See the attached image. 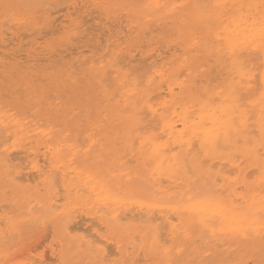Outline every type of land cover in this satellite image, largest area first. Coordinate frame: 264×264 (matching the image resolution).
<instances>
[{"label": "snow or ice", "instance_id": "1", "mask_svg": "<svg viewBox=\"0 0 264 264\" xmlns=\"http://www.w3.org/2000/svg\"><path fill=\"white\" fill-rule=\"evenodd\" d=\"M2 7L7 22L13 20L20 9L35 6L4 3ZM115 7L135 10L138 16H145L148 20L158 18L165 9L172 12L183 10L181 25L189 33L191 44L187 51L191 53H197L202 45H207V37L215 31L217 22L229 13L244 25L246 34L242 47L229 43L214 49L217 64L228 68L223 84L217 85L218 90L205 88L201 91L195 87L199 81L190 79L193 64H186L183 70L174 75L168 69L156 71L155 66L135 75L117 70V77L111 82H106L104 76L97 73L102 94L109 101H116V111L130 125L128 136L131 147L135 150L139 142L144 169L147 171L151 168L152 176H155L156 168L151 166L157 165L162 175L182 177L178 182L182 191L168 199L147 205L137 201L142 208L149 210L160 208L163 212L165 208L171 209L168 224L171 225L169 236L172 243L164 240L160 244L161 229L157 225L152 251L161 253L164 258L145 261V264H197L194 260H182L180 257L191 245L204 238L210 220L207 215L209 207L215 209L212 217L223 219L231 216V225L221 229L219 236L212 229L213 239L232 242V247L228 249L231 258L208 262L201 260L199 264H264V0L248 4L190 0L179 5L148 2ZM33 19L26 16L19 22L31 23ZM188 59L185 55V62ZM101 71L106 70L102 67ZM180 76H185V79L180 82L179 90H174L172 81ZM95 116L106 119L105 108L98 106ZM82 124L80 122L78 126ZM102 125L103 120L93 118L90 110L88 128L93 131L84 141L88 147L82 148L76 143L67 145L69 150H82L86 154L85 166L95 169L97 175L104 173L106 158L102 153H97L93 159L91 153L105 146L94 138L95 129ZM165 137L168 139L165 140ZM11 138L9 133L5 143ZM173 146L179 151L174 150ZM169 152L176 162L165 170L162 165L168 158L165 154ZM257 187L258 194L255 192ZM221 189L229 194L235 191L242 195L239 200H229ZM177 217L180 219L177 220ZM184 217L191 219L185 221ZM5 221L7 228L4 235L7 237L8 229L15 230L18 223L12 217H6ZM58 227L65 231L69 241V255L60 264H129L127 260L108 259L103 247L104 242L110 239L107 232L102 234L99 241L90 240L86 251L82 239L67 232L66 223ZM77 240L81 242L77 244ZM111 240L115 242V236ZM15 252L18 249L5 251L0 257V264H46L42 260L30 259L21 262ZM93 256L96 258L93 259Z\"/></svg>", "mask_w": 264, "mask_h": 264}, {"label": "rangeland", "instance_id": "2", "mask_svg": "<svg viewBox=\"0 0 264 264\" xmlns=\"http://www.w3.org/2000/svg\"><path fill=\"white\" fill-rule=\"evenodd\" d=\"M51 1L54 2L55 0L54 1L53 0L46 1L45 6H44V2L42 1V3H41L40 0H32V1L30 0V2L28 0L29 4H28V2H26V0H22V4H21V1L19 2V0L18 1L17 0H6V1L0 0V22L2 23V24L0 23V56H1L0 62H2V61L4 62V63L2 62V64L4 66H2V64L0 63V80H1L0 83L5 85L4 86V85L0 84V112L3 111L4 113H6L7 116H9V118L12 115L13 118L12 117L10 118L12 123L15 122L14 119H18L19 121L20 120L23 121L26 124L25 126L27 128L21 134L22 138L20 139V142L17 145L16 151L21 154V158L22 157L24 158V157L28 156V154H30V152H28V150L31 151V150H38L39 149V153L40 152L42 153L43 149H44L43 147L45 144H52L53 145L57 140H62L64 143H68V144L72 141V142L82 146V148H87L88 144L84 143L82 140L84 139V141H85L87 136H88L87 134H89L90 131L91 132L93 131L92 129L90 130V128H88V118H89V113L91 110L93 118L103 120V124H104V126L102 125V127L100 129L99 128L95 129L94 138L100 139L101 143L105 146L103 148L98 147V148L94 149L93 152L91 153V157L93 159L97 156V153H102L105 156L106 163L104 165V168H105L104 172H106L107 170H110L111 174L117 175L118 176L117 178L120 180V182L123 184V186L126 188H129V190L131 192H134L140 199H145V200H150V201L151 200L152 201L153 200L154 201L166 200L170 196H172V194H175V193H178L179 191H182V189L180 187H178V186L176 187L172 184H165L162 189H158L157 186H155L153 182L148 181L147 178L145 177L143 169H141L139 166L140 160L138 159L136 161V160H134V158H131V156L127 155V150H126V146H125V136H126L127 124H126V122H121L120 120H118V118L122 115L118 111H116V101H109L102 94L101 85L99 83H97L98 77L95 74H93L94 72H91L88 69H80V70L77 69L78 63H76L75 64L76 66L74 65L73 68H70V67L64 66V64H61L62 61L61 62L58 61V60H61L59 58H62V56H63L64 62H70L71 58H74V59H76V57L78 58L79 57L78 55H81L82 52H83L82 58L86 57L87 59H89L90 57L97 58V57H99V54L103 55L102 53H104L105 56H110V54L112 53L111 50L114 49L113 46L111 48L108 47L110 49V52H108L109 55H107V52L105 54V51L104 52L102 51V50L109 51V50H107L108 48L107 49L105 48L107 46H104V45L108 44V43L107 44L105 43V42H108L106 38H110L111 35H114L116 38V36H118V35L120 36V34H121V36H123V40L121 39L122 38L121 36L119 37L120 38L119 43H122V45L120 46L122 48L121 49L122 51H120V52H123L122 56L120 55V58H121L120 61H122V57L124 56L123 55L124 53L129 56V59H131L130 58L131 55H132V58H134V59L130 60L131 62H129V59L126 58V56H124L123 62H125V63L122 64L123 66L125 65L124 67H126V64L129 62L130 64L128 65V67L133 65V64L136 65V63H138L137 64V68H138L139 64L142 62L144 63L145 60H147L146 61L147 63L146 64L144 63V65L148 66L149 63H151L152 61H155L154 59H157V58L158 59L160 58L161 60L164 59L163 61H168L169 56H171L172 52L174 53V51H176L177 53L178 52L181 53L180 44H179L180 39H178V37H177L178 34H176V33H178L177 32L178 31L177 26L171 21V19H157L156 18L154 20H148L147 17L145 18V16L139 17L135 10L115 7L116 5L140 4V3H144V0H116V1H114V0H82V1L81 0H79V1L78 0H56L60 4L56 3V1L54 3H52ZM86 1L88 3H84ZM48 2H51V4H49ZM78 2H79V4H78ZM4 3L33 5L35 7L29 8V9H20L18 11V14L16 15V17L13 20H8L6 23L5 19H4L3 7H2V5ZM74 3H75V6H74ZM81 3L83 4L82 7L84 10L81 8ZM70 4L71 5L73 4V5L70 6ZM87 5L89 8L87 7ZM89 5L90 6L92 5V7H90ZM98 5H111L113 7H111V8L97 7ZM63 7H65L66 9L64 8L65 9L64 10ZM75 7H77V9L81 8L80 9L81 12L78 11L79 9L77 10L78 11L77 13H76V10L74 12ZM93 7H94V9H93ZM86 8L88 11L86 10ZM53 10L54 11L56 10V12H54ZM70 10H72L73 12L72 11L69 12ZM85 10L88 13L84 12ZM90 10H92L91 13H89ZM49 13H52V14H49ZM80 13H81L82 17L87 16V18L85 17L86 19L84 17H83V19L86 22L89 21V23L88 22L82 23L83 19L82 18H81L82 20L80 19ZM89 14L96 15L95 17H98V18L101 17V18L98 19V18H95L93 16H90ZM68 15H69V17H67ZM26 16L34 17L33 21L31 23L19 22ZM58 16L61 18H59ZM73 16H75V17H73ZM229 16L228 15L225 16L224 20H226V18ZM132 17H136V18L133 19ZM56 18H58V20H56ZM78 18L80 19V21ZM125 18H127L128 20L127 19L125 20ZM65 19H66L67 23H66V21H64ZM90 19H91V21H90ZM101 19H102V21H101ZM54 20H55V23H54ZM61 20H63V21H61ZM57 21H59V22H57ZM108 21H109V23L111 22L112 24L116 23L117 26L120 24L122 26L121 25H120V27L118 26L119 28L117 27L118 29L115 28L113 31V28L116 25L115 24L112 25L111 23L109 24V23H107ZM3 22L6 23L7 25H5ZM90 22L93 24H91ZM59 23H61V24H59ZM74 23H75V26H72V28H70L72 31L69 28H67V27H69L68 25L71 26ZM76 23H78L77 24L78 26L76 25ZM84 23L87 25L86 28L83 27V25L85 26ZM55 24H58V26L56 27ZM88 24L91 27H88L89 26ZM97 24H99V25H97ZM137 24L140 25L141 27L137 26ZM146 24L148 27L146 26ZM9 25H11V26H9ZM92 25H95V26H93L94 28H96L98 26L97 27V29H98L97 35H95L96 29H92L93 28ZM109 25H111V26H109ZM65 26H66V28H65ZM79 26L80 27L82 26L80 28L81 31L79 30ZM106 26L108 27V29ZM123 26L127 27V29L130 28L131 29V32L129 31L131 33L130 35L131 36L134 35V36L131 37L129 35L128 30L126 31V28ZM151 27H153L154 33H151V32H153ZM154 27H155V29H154ZM13 28L15 29V31H16V29H19V30L21 29V30L20 31L17 30V32H15ZM59 28H60V32H59ZM76 28H78L79 31ZM109 29H112V31ZM148 29H149V31H148ZM29 30L32 33L28 32ZM46 30L47 31L50 30L49 35H45V34L49 33V32L47 33ZM54 30H55V32L58 30L59 34H57L58 32L54 33ZM87 30H89V31H87ZM100 30L101 31L103 30V32H101ZM104 30H106V32ZM132 30L135 32H132ZM150 30H152V31H150ZM169 30L172 32L169 33ZM34 31H35V33H34ZM42 31H43V33H42ZM84 31H86V32L84 33ZM117 31L118 32L122 31V32L116 33ZM2 32L4 34H1ZM18 32L19 33L24 32L23 34L20 33V35H22V37H19ZM87 32H90V33L86 34ZM93 32H94V34H93ZM99 33L101 35H99ZM160 33H161V35H160ZM14 34L18 35L17 37L21 38L20 46L17 42L14 41V39L16 38V37H14L15 36ZM25 34H27L29 36L26 35L27 36L26 37ZM43 34L45 36H43ZM83 34H86L88 36H86V35L83 36ZM35 35H37V36H35ZM90 35H94V37H92V39L95 38L97 40H98V36H99V42L97 40L95 41L99 44L103 40H105V42L103 41L104 44L101 43V44H103V46L95 43L94 39L93 40L91 39L92 41L89 40V42L91 41L90 43L88 42V40L86 41L85 39H89ZM135 35H137V36H135ZM12 36L14 39L12 38ZM39 36H40V39L42 38L41 40L38 38ZM64 36L66 38H63ZM81 36L85 37V39H83V40L86 42H81V41H83V40H81L82 39ZM100 36H103V39H100L101 38ZM125 36L128 38H126ZM139 36H140V39L138 38ZM165 36H167L168 39ZM33 38L35 40H33ZM72 38L73 39L75 38L74 39L75 41ZM125 38H126V40H125ZM133 38H136V40H134ZM165 38L167 40H165ZM170 38H172V40ZM78 39H79V41H77ZM113 39L114 38H111V40H113ZM128 39H129V41L127 42ZM145 39H147V40H145ZM7 40L9 42V43L7 42L9 47H7V45H6ZM11 40L13 41V43L18 44V45L15 46L11 42ZM15 40L17 41V39H15ZM55 40L57 42H55ZM22 41H24V42H22ZM73 41L74 42L77 41L79 44L76 42L77 43V44L75 43L76 46L72 47V45H74ZM2 42L5 45L2 44ZM10 42H11V44H10ZM26 42L27 43L32 42V43L31 44L28 43V45H29V47H28L25 45V44H27ZM37 42L39 44L41 43L43 45V46H41L43 51L41 49H39L40 46L36 47ZM44 42L45 43L47 42V46ZM62 42H64V47H63ZM60 43H62V45ZM68 43L71 45H69ZM86 43L90 44V45L86 46L87 45ZM132 43H134V44H132ZM142 43L144 44V46H142L143 45ZM21 44H23V45H21ZM66 44L69 47L71 46L72 50H71V47L67 48ZM91 44H96V46L98 45L97 47H95V51L97 50V52H93L94 51L93 46H95V45H91ZM160 44L161 45L163 44V47ZM173 44H175L177 46H175ZM2 45H4L6 50L5 49L3 50L4 47H2ZM159 45H160V49L162 51L160 49L156 50V47L159 48ZM21 46H22V50H24L26 47H28L27 48L28 51L26 49H25L26 51L24 50V52L20 51ZM45 46L47 47L46 49H48V48L50 49V50L49 49L46 50L47 53L49 51H52L51 53L53 54V52H54L55 54H53V56H52L49 52L48 55L49 54L50 55L48 56L44 50ZM140 46H142V47H140ZM35 47L37 48L36 50H35ZM176 47L179 49H177ZM8 48H10V49H8ZM154 48H155V50H154ZM170 48H172V49H170ZM59 49H60V51H59ZM62 49L66 53H68V55H66ZM73 49L75 51H73ZM82 49H85V50H82ZM87 49H90V51ZM139 49L142 53L141 55L138 54L140 52V51L138 52ZM14 50L17 53V56L19 55L17 58V61L16 60L12 61L11 59H9L10 57L9 56L6 57V55L4 53V52H7L6 54L9 55L12 52L15 53ZM17 50L20 52H18ZM76 50L80 51V53H78V55H77V53H73V52H76ZM165 50L167 52H165ZM69 51H71V52L69 53ZM85 51H86V53H85ZM158 51L161 52V53L159 52V55H160L159 57H157ZM91 52H93L95 54L93 55V53H91ZM120 52H119V54H121ZM134 52L137 53L138 55L135 54ZM153 52H154V54L156 52L155 56H154ZM1 53H4V54H1ZM21 53L22 54L25 53L24 55L26 57L24 55H22ZM30 53H31V56L29 57ZM41 53H43V54H41ZM133 54H135V56L138 57L140 60L138 58L136 60V57ZM43 55H44V57H42ZM54 55L55 56L59 55V56L57 58ZM22 56H24V57H22ZM38 56L42 57V60L36 61V59H39ZM142 56H144V57H142ZM146 56H148V57L145 58ZM150 56H153L156 58L153 59V57H150ZM165 56H167V57H165ZM21 57L24 58V61H23V59H21ZM26 58H27V61H25ZM44 58L47 61H44L43 60ZM126 59H128V60H126ZM214 59L215 58H212L210 60V63H212V65L210 63L207 64V66L205 67L206 68L205 70H206V74H208L209 77H211L212 79H216V78L219 79L220 75H219L218 65L216 66ZM10 60H11V62H10ZM29 60H30V62H29ZM54 60H55V62L57 61L56 62L57 64L59 62L58 66L54 62ZM133 61H135V62H133ZM139 61H142V62L139 63ZM148 61H151V62H148ZM160 61L157 60V65L161 64L162 61L161 62ZM12 63H15V64H12ZM213 63H215V64H213ZM5 64L6 65L9 64V66H5ZM38 64H40L39 65L40 67L38 66ZM25 65H26V68L24 67ZM50 65H51V67L49 68ZM213 65H214V67L211 68V66H213ZM28 66L29 67L31 66L30 68H32L30 70V71H32L31 73H30V71H28L30 69ZM47 66H48V68H47ZM53 66H55V67H53ZM35 67L38 70H36ZM128 67H126V68H128ZM133 67L135 68V66H133ZM143 68H144V66H143ZM13 69H16V70H13ZM34 69L37 71V73L33 72ZM54 69H56V70H54ZM39 70H41V71H39ZM212 70H213V72H212ZM25 71H26V73H25ZM43 71H45V72L43 73ZM70 71H73V73ZM15 72L18 73V75L15 74ZM71 73H72V75H71ZM19 74L21 77L19 76ZM17 76H19L20 79H18ZM66 76H68V78H70V79H67ZM2 77H3V79H2ZM36 77H37V80L34 81L33 78L36 79ZM39 77L41 78V80L38 79ZM42 78H44V79H42ZM25 80L29 81V83L27 82L28 83L27 84ZM61 80L63 81L62 83H61ZM7 81H9V82H7ZM45 82L46 83L51 82V83L45 84ZM6 83H8L7 84L8 87L6 86ZM39 83H40V85H38ZM35 84H37L36 87H34ZM55 84H58L59 86L58 85L54 86ZM62 84L65 85V87H63ZM49 85H51L52 88ZM2 86H4V87H2ZM57 86L60 89H57L58 88ZM9 87H11L12 90H13V88L16 89V87H17V90L19 89L20 92L17 90L16 91L14 90V92H13ZM25 87L28 89H25ZM65 88L68 91L65 90ZM61 89H62V91H61ZM60 91H61V94H60ZM86 91H87V93H85ZM10 92L13 93L12 95H13V97L15 96L14 98L12 97ZM15 92H18L19 94L18 93L16 94ZM44 92L48 93L50 95V97L48 96V94H46ZM6 94H10V95L7 96ZM22 95H24V97H27V98L22 97V99L27 101V102H25L23 100L24 103L26 104V105L24 104L25 106L23 105V101H21ZM28 97L30 98L29 100H27ZM19 98H20V101L18 100ZM64 98H66V99H64ZM29 103L31 104L30 106L28 105ZM46 104L48 106H46ZM92 104L93 105L95 104V106H93ZM97 105L99 107L105 108V110H106L105 111L106 112L105 113V115H106L105 120L103 117H102L103 118L102 119L101 117L95 116V110L98 107ZM93 107H95V108H93ZM38 108H40V109H38ZM55 112L58 114H56ZM112 115H114V116H112ZM111 117H112V120H110ZM80 122H83L82 126H78V125H80ZM35 128H38V130H42V129H46L47 131L51 130V132H52V134H48V135L42 137L41 143L42 144H43V142L45 143L43 146H42V144H38L35 142L37 140V138L39 137V135H34L33 129H35ZM31 129H32V131H31ZM82 129H89V131L88 132L83 131ZM13 130H14V128L10 129V132H12ZM28 130H30V131H28ZM104 133H105V135H104ZM30 134H33L32 137L29 136ZM95 136H97V137H95ZM11 137H12L11 140H8L9 143H11L12 141H14L16 139L15 134H12ZM65 137H67V138L65 139ZM79 139H82V140H79ZM30 140H31V142L32 141H34V142L31 143ZM27 141H29V143ZM25 142H27V143H25ZM90 142L91 141H89V143ZM116 142H118V143H116ZM29 144H30V146H29ZM27 146H29V147H27ZM41 146H42V148L40 149L39 147H41ZM17 152H14V153L19 155ZM65 152H70V151L65 150ZM32 157H33V155L31 156V158ZM85 157H86V154H84V152L81 151L79 153L78 157L74 158V160H73L74 165H84ZM179 178H182V177H179ZM17 183L18 184L8 181V179L4 175L1 174V170H0V204H1L0 205V218L3 216L12 217L18 223V228H16L15 230L8 229L7 237H5V235H4V231L7 228V223H6L5 219L2 220L3 223L2 222L0 223V257H2L3 254L5 253V251L9 250V248H13V249H18V252H15V255L17 256V259L21 262L30 259V260H34V261L35 260L36 261L42 260V261L46 262V264H60L61 260L69 255V252H68L69 241L66 238L65 231L62 228L58 227V225H64L65 221L71 220L69 225L72 226L73 221H75L74 225H76V227L73 225L74 227L69 228V229H72L73 232H72V230L69 231V229L67 228V232H69V233L72 232L71 234L73 237H77V236L79 237V235H83V233H86V231L83 232L81 230L86 229L85 227H87L89 225H90V227H87V228H90L91 231L89 229H87V231L89 230L92 233L94 232V230L98 231L99 234H103L104 232H107V234L110 236V239L108 241V245L112 244L111 249H110V246H109V248L106 249V250L109 249L107 251V252H109V253H107L108 254L107 256H108V259H110V260L120 259V260H127L129 262V264H145V261H159V260L164 258L161 253L153 252L152 251L153 248L150 249V246L148 245L147 240L144 237L137 236L138 232L141 230L140 227H138V228L132 227L131 229H129V226L127 225L128 228L126 227V229L127 230L129 229L128 231L125 228L122 230H117V231L114 230L112 228V225H110L111 220L107 219L108 215L102 214L103 211L97 210V209H99L98 205H95V206H93L92 204H78L77 206L74 205L71 207L70 214L67 217H65L64 215H60L59 213H60L61 208H63V206H65V204L68 202V196L73 195L75 190H72L69 194V192L62 189V187H61V189L59 188L58 194L61 191L62 192H61V195H58V197L60 198V196H61L63 199H61V198L59 199L60 200L58 202L59 207L56 208V207H50L51 201L48 200V197H46L45 191L43 189H41L39 192L27 191V189L25 190V189H23L24 187L23 188L21 187L22 184L24 185L25 183H22L21 185L19 182H17ZM34 186L35 185L32 184L31 187H34ZM10 189H12V190H10ZM82 190H83V192L82 193L80 192L81 195H85L88 193L86 190H84V189H82ZM3 192H5L6 194H4ZM25 197H27V198H25ZM31 200H33L35 202L41 200L43 202L39 205H34L33 203H31ZM28 201H30V203L34 205V206L32 205L31 213L29 212L31 205H30V203H28ZM134 206L135 205H131L130 207L134 208ZM136 210L137 209H135V211ZM32 213H35V215L37 217L31 218ZM154 214L157 215L158 211L155 210ZM78 220H79V223H78ZM80 222L82 224H80ZM159 222H161V220ZM127 223L128 222H126L125 225ZM105 224L108 225V227H106ZM79 225H82V227ZM134 226H138V225H134ZM163 227H164V229H162L161 231L164 233V232H166L165 231L166 228L164 225H163ZM79 228L80 229L82 228V229L79 231ZM215 231H216L217 235L219 236L220 232L218 230H215ZM112 236H115V242H112V240H111ZM197 236H199V232H197ZM138 237H140V238H138ZM165 237H166L165 235H163L161 237L162 243L160 242V244H163L164 240H166V239L168 240L169 244H171L172 243L171 239L167 238V237L165 239ZM53 243H54V245H52ZM56 243H58L59 245H57ZM76 243L79 244L80 240H77ZM6 244H7V247H6ZM45 246H47V247H45ZM38 247H40V248H38ZM231 247H232L231 241L224 243V242H222V240L213 239L212 238V228L208 227L205 230L204 238L199 240L198 243L191 245L183 253V255L180 257V259H182V260L191 259V260L196 261L197 264H199V262L201 260L208 262V261H213V260L228 259V258H231L229 255V252H228V249ZM47 248H49V249L46 250ZM83 248L87 251L88 250V244H83ZM44 249L46 250V253H48V255H46V257L50 258V259L44 258V255H45ZM34 250H35V252H34ZM56 251L58 253L61 251L62 254L60 257H55V260H54L53 257L55 255L52 253L53 252L56 253ZM114 251L116 253H114ZM52 258H53V261H49V260H52ZM56 258H58V259H56ZM92 258L95 259L96 257L93 256Z\"/></svg>", "mask_w": 264, "mask_h": 264}, {"label": "bare ground", "instance_id": "3", "mask_svg": "<svg viewBox=\"0 0 264 264\" xmlns=\"http://www.w3.org/2000/svg\"><path fill=\"white\" fill-rule=\"evenodd\" d=\"M6 1V0H5ZM18 1V0H17ZM21 1V4H22V0H19V2ZM32 1V0H31ZM41 1V3H42V1L44 2V6H45V2L46 1H48V0H40ZM54 1V0H53ZM56 1V0H55ZM54 1V2H55ZM79 1V0H78ZM82 1V0H81ZM114 1H116V0H114ZM26 2H28V0H26ZM29 2H30V0H29ZM29 2H28V4H29ZM52 2V1H51ZM51 2H48L49 4H51ZM54 2H52V3H54ZM148 2H153V3H155V2H159V3H161V4H167V5H172V4H177V5H179V4H183V3H188V2H190V0H144V3H148ZM203 2H216V0H203ZM222 2H225V3H228V4H241V3H243V4H248V3H259V0H222ZM37 3V2H36ZM47 3V4H48ZM56 3H58L57 1H56ZM62 3V2H61ZM64 3V2H63ZM84 3H88L87 1L86 2H84ZM58 4H60V3H58ZM78 4H79V2H78ZM55 5V4H54ZM73 5V4H72ZM71 4H70V6H72ZM82 3H81V8L83 9V7H82ZM37 6V5H36ZM69 6V7H70ZM74 6H75V3H74ZM73 6V7H74ZM78 6V5H77ZM90 6V5H89ZM55 7V6H54ZM53 7V8H54ZM79 7V6H78ZM87 7H88V5H87ZM90 7H92V5L90 6ZM34 8V7H33ZM65 7H63V9H64ZM80 8V9H81ZM89 8V7H88ZM36 9V8H35ZM49 9V8H48ZM66 9V8H65ZM64 9V10H65ZM79 9V8H78ZM77 9V7H75L74 8V12H75V10H76V13L78 12V11H80V9L78 10ZM91 9V8H90ZM93 9H94V7H93ZM50 10V9H49ZM78 10V11H77ZM84 10V9H83ZM86 10H87V8H86ZM86 10L84 11V12H86ZM54 11V10H53ZM60 11V10H59ZM58 11V12H59ZM72 10H70L69 12H71ZM88 11V10H87ZM91 11L92 10H90V12L89 13H91ZM94 11V10H93ZM182 11L183 10H177V11H175V12H172V11H169L168 9H165V10H163L159 15H158V18L157 19H171V21L177 26V29H178V33H176V34H178V39H180V51H181V53H177L176 51H174V53L172 52L171 53V56H169V60L168 61H163L164 59H154V58H156V57H153V56H150V57H153V59L155 60V61H148V62H151V63H149L148 64V66L147 65H144V63L146 64L147 62V60H143L144 61V63L142 62V61H139V63L140 62H142V63H140L139 64V67L137 68V64L138 63H136V65H134L133 63V65H131V66H129L128 67V65L130 64L129 62H131L130 60L131 59H134V58H132V55H131V59H129V56L128 55H126L125 53L123 54L124 56H126V58H128L129 59V62L126 64V67H128V68H126V67H124L122 64L123 63H125V62H123V58H124V56L122 57V61H120L121 60V58H120V55L122 56V53L123 52H120V51H122L121 49V45H122V43H119V40H120V36H121V34H120V36L118 35V36H116V38H115V36L114 35H111V37L110 38H106L107 39V41L108 42H105V40H103L107 45H104V46H107V47H105L106 49L109 47V48H111L112 46L114 47V49H112L111 50V54H110V56H105L104 55V53H102L103 55H100L99 54V57H97V58H95V57H90L89 59H87L86 57L84 58H82V53H81V55H78V53H80V51H78V50H76V52H73V53H77V55L79 56L78 58L76 57V59H74V58H71V61L70 62H64L63 60H64V57L62 56V58H59V59H61V60H58V61H62L61 62V64H64V66H67V67H70V68H73V66L76 64V63H78V65H77V69H88L89 71H91V72H94L93 74H95L96 76H97V73L98 72H100V74L101 75H103L104 76V80L106 81V82H111V81H114L115 79H116V77H117V70H121V71H127V72H131V73H133L134 75L135 74H139V73H143V72H145V71H147L149 68H151V67H153V66H155V70L156 71H160V70H162V69H168V71H169V73L170 74H175V73H178V72H180L181 70H183V68L186 66V64H193V67H192V70H191V76H190V79L191 80H193V81H199V83H197V84H195V87L196 88H198V89H200L201 91H203L205 88H208V89H210V90H218V88H217V85H222L223 84V82H224V80H225V78L227 77V75H228V68L226 67V66H224L223 64H217V62H216V59H214V61H215V63H216V66L218 65V70H219V75H220V77H219V79L218 78H216V79H212L211 77H209V75L208 74H206V66H207V64H209L210 63V60L212 59V58H215L214 57V55H213V51H214V49H216V48H219V47H221V45H224V44H232V45H235V46H237V47H242L243 46V44L246 42V34H245V31H244V25H242V24H240L239 23V20L237 19V18H234L230 13L229 14H227L229 17H227L226 18V20H224L225 19V16H227V15H225V16H223L222 18H221V20L220 21H218L217 22V25H216V29H215V31L212 33V35L211 36H209V37H207V45L206 46H204V45H202L201 46V48H200V50H199V52H197V53H191L190 51H187V49L190 47V44H191V41H190V39H189V33L186 31V30H184L183 28H182V25H181V19H182ZM54 12H56V10L54 11ZM73 12V11H72ZM81 12V11H80ZM83 12V11H82ZM96 12V11H95ZM86 13H88V12H86ZM85 13V14H86ZM49 14H52V13H49ZM66 14V13H65ZM64 14V15H65ZM71 14V13H70ZM69 14V15H70ZM74 14V13H73ZM84 14V15H85ZM101 14V13H100ZM62 15V14H61ZM63 15V16H64ZM69 15L67 16V17H69ZM87 15V14H86ZM90 16H93V17H95L96 15H91V14H89ZM103 15V14H102ZM239 15V13H237V16ZM66 16V15H65ZM59 17V16H58ZM71 17V16H70ZM73 17H75V16H73ZM84 17V16H83ZM83 17H82V15H81V13H80V19L82 18L83 19ZM86 18H87V16H85ZM84 17V18H85ZM139 17H141V16H139ZM59 18H61V17H59ZM85 18V19H86ZM90 18V17H89ZM88 18V19H89ZM95 18H98V17H95ZM101 18V17H100ZM100 18H98V19H100ZM119 18V17H118ZM146 18V17H145ZM70 19V18H69ZM79 19V18H78ZM80 19H79V21H80ZM81 19V20H82ZM127 18H125V20H126ZM56 20H58V18H56ZM93 20V19H92ZM117 20V19H116ZM128 20V19H127ZM61 21H63V20H61ZM60 21V22H61ZM64 21H66V19L64 20ZM90 21H91V19H90ZM100 21V20H99ZM98 21V22H99ZM101 21H102V19H101ZM107 21V20H106ZM113 21V20H112ZM162 21V20H161ZM57 22H59V21H57ZM83 22H86V21H84V19H83V21H82V23ZM88 23H89V21H87ZM86 22V23H87ZM116 22V21H115ZM1 23V22H0ZM4 23V22H3ZM7 23V22H6ZM6 23H4L5 25H7ZM54 23H55V20H54ZM66 23H67V21H66ZM91 23V22H90ZM107 23H109V21L107 22ZM111 23V22H110ZM109 23V24H110ZM2 24V23H1ZM59 24H61V23H59ZM78 23H76V25H77ZM85 24V23H84ZM91 24H93V23H91ZM112 24V23H111ZM116 25V23H113L112 25ZM119 24V23H118ZM128 24V23H127ZM13 25V24H12ZM56 25V27L58 26V24H55ZM64 25V24H63ZM66 25V24H65ZM89 25V24H88ZM97 25H99V24H97ZM121 25V24H120ZM120 25H118L119 27H120ZM125 25V24H124ZM130 25V24H129ZM135 25V24H134ZM9 26H11V25H9ZM69 27H67V28H72V26H75V23L73 24V25H68ZM78 26V25H77ZM93 26H95V25H92V27ZM109 26H111V25H109ZM117 25L113 28V31H114V29L115 28H117L118 27ZM122 26V25H121ZM132 26V25H131ZM137 26H139V27H141L140 25H138L137 24ZM136 26V27H137ZM146 26H147V24H146ZM82 27V26H81ZM80 26H79V30L81 31V28ZM83 27H87V25L85 24V26L83 25ZM88 27H91L90 25L88 26ZM98 27V26H97ZM97 27L96 28H92V29H96V33H95V35H97V31H98V29H97ZM107 27V26H106ZM118 27V28H119ZM123 27H125V26H123ZM122 27V28H123ZM148 27V26H147ZM156 27V26H155ZM155 27H154V29H155ZM165 27V26H164ZM42 28V27H41ZM62 28V27H61ZM65 28H66V26H65ZM74 28V27H73ZM84 28V29H85ZM110 28V27H109ZM117 28V29H118ZM126 28V31L128 30V32L130 31L131 32V29L129 28V29H127V27H125ZM135 28V27H134ZM150 28V27H149ZM14 29V28H13ZM43 29V28H42ZM56 29V28H55ZM68 29V30H69ZM77 30H78V28H76ZM102 29V28H101ZM107 29H108V27H107ZM116 29V30H117ZM121 29V28H120ZM151 29L153 30V27H151ZM6 30V29H5ZM17 30L18 31H20L19 29H16V31H15V29H14V31L15 32H17ZM71 30V29H70ZM78 30V31H79ZM109 30H111L112 31V29H109ZM115 30V31H116ZM124 30V29H123ZM152 30H150V31H152ZM72 31V30H71ZM75 31V30H74ZM87 31H89V30H87ZM101 31V30H100ZM99 31V32H100ZM105 32H106V30H104ZM125 31V32H126ZM148 31H149V29H148ZM157 31V30H156ZM28 32H30V30L28 31ZM27 32V33H28ZM46 32L48 33V34H45V35H49L50 34V30L49 31H47L46 30ZM56 32H58V30L56 31ZM55 32V30H54V33H56ZM59 32H60V28H59ZM59 32L57 33V34H59ZM86 31H84V33H85ZM101 32H103V30L101 31ZM108 32V31H107ZM119 32H122V31H119ZM118 31L116 32V33H119ZM124 32V33H125ZM129 32V35L131 34ZM132 32H135V31H133L132 30ZM145 32V31H144ZM172 31H170L169 30V33H171ZM19 33V32H18ZM20 33H22V32H20ZM20 33L18 34L19 35V37H22V35H20ZM24 33V32H23ZM22 33V34H23ZM26 33V32H25ZM30 33H32V32H30ZM34 33H35V31H34ZM42 33H43V31H42ZM53 33V34H54ZM62 33V32H61ZM60 33V34H61ZM76 33V32H75ZM90 32H87L86 34H89ZM151 33H154V30H153V32H151ZM174 33V32H173ZM1 34H4L3 32L1 33ZM7 34V33H6ZM13 34V33H12ZM29 34V33H28ZM43 34V36H45ZM52 34V33H51ZM69 34V33H68ZM71 34V33H70ZM86 34H83V36L84 35H86ZM93 34H94V32H93ZM103 34V33H102ZM149 34V33H148ZM163 34V33H162ZM217 34H219V37H220V39L219 40H217ZM15 36L14 37H16L15 39H17V41L13 38V36H12V38L14 39V41L15 42H17L18 44H19V46H20V42H21V38H19V37H17L18 35H16V34H14ZM27 34H25V36H26ZM99 35H101L100 33H99ZM116 35V34H115ZM160 35H161V33H160ZM164 35V34H163ZM170 35V34H169ZM174 35V34H173ZM27 36H29V35H27ZM26 36V37H27ZM35 36H37V35H35ZM61 36V35H60ZM83 36H81L82 37V39L81 40H83V39H85V37H83ZM86 36H88V35H86ZM113 36V37H112ZM131 36V35H130ZM132 36H134V35H132ZM131 36V37H132ZM135 36H137V35H135ZM171 36V35H170ZM176 36V35H175ZM5 37V36H4ZM25 37V38H26ZM42 37V36H41ZM92 37H94V35H90V38L89 39H85L86 41L88 40V42H89V40H91L92 39ZM96 37V36H95ZM101 38L100 39H103V36H100ZM106 37V36H105ZM122 38V40H123V36H121ZM126 37V36H125ZM166 38H167V36H165ZM6 38V37H5ZM4 38V39H5ZM20 40H19V39ZM39 39H40V36L38 37ZM57 38V37H56ZM55 38V39H56ZM63 38H66L65 36L63 37ZM76 38V37H75ZM74 38V39H75ZM79 38V37H78ZM87 38V37H86ZM111 38H114L113 40H111ZM126 38H128V37H126ZM126 38H125V40H126ZM139 39H140V36L138 37ZM144 38V37H143ZM165 38V40H167ZM7 39V38H6ZM12 39V40H13ZM38 39V40H39ZM42 39V38H41ZM40 39V40H41ZM48 39V38H47ZM73 39V38H72ZM73 39V40H74ZM77 39V38H76ZM94 39V42L97 40V39H95V38H93ZM92 39V40H93ZM134 40H136V38H133ZM142 39V38H141ZM171 40H172V38H170ZM11 40V42L13 43V41ZM23 40V39H22ZM33 40H35L34 38H33ZM45 40V39H44ZM80 40V41H81ZM91 40V41H92ZM138 40V39H137ZM144 40V39H143ZM145 40H147V39H145ZM10 41V40H9ZM75 41V40H74ZM73 41V42H74ZM77 41H79V39L77 40ZM76 41V42H77ZM86 41H81V42H86ZM90 41V42H91ZM98 42H99V36H98V40H97ZM103 41L101 42V43H103ZM129 41V39L127 40V42ZM161 41V40H160ZM176 41V40H175ZM4 42V41H3ZM2 42V44H4ZM8 42V40L6 41V43ZM11 42H10V44H11ZM22 42H24V41H22ZM41 42V41H40ZM54 42V41H53ZM55 42H57L56 40H55ZM76 42H74V45H72V47L74 46H76L75 45V43ZM89 42V43H90ZM126 42V43H127ZM150 42V41H149ZM154 42V41H153ZM170 42V41H169ZM9 43V42H8ZM8 43L6 44L7 45V47H9L8 46ZM27 43V42H26ZM28 43H32V42H28ZM28 43L27 44H25L26 46H28L29 47V45H28ZM45 43V42H44ZM63 43V47H64V42H62ZM62 43H60L61 45H62ZM66 43V42H65ZM78 43V42H77ZM76 43V44H77ZM95 43H97V42H95ZM99 44V43H97L98 45H102L103 46V44ZM144 43V42H143ZM142 43V44H143ZM171 43V42H170ZM9 44V45H10ZM15 46H17L18 44H15V43H13ZM39 43L37 42V45H36V47H38V46H40L39 47V49H41L42 51H43V49L41 48V46H43L41 43V45L39 44ZM46 44V46H47V42L45 43ZM44 44V45H45ZM69 44V43H68ZM79 44V43H78ZM82 44V43H81ZM87 44V43H86ZM85 44V45H86ZM132 44H134V43H132ZM141 44V45H142ZM149 44V43H148ZM5 45V44H4ZM4 45H2V47H4ZM21 45H23V44H21ZM67 45V44H66ZM69 45H71V44H69ZM83 45V44H82ZM88 45H90V44H87L86 46H88ZM91 45H95V46H93L94 47V51L93 52H97V50L95 51V47H97L96 46V44H91ZM140 45V44H139ZM161 45V44H160ZM160 45H159V48H157L156 47V50L157 49H160ZM166 45V44H165ZM171 45V44H170ZM173 45H175V44H173ZM172 45V46H173ZM14 46V47H15ZM45 46V48H44V50H45V52L47 53V51L46 50H48V49H46L47 47ZM142 46H144V44L142 45ZM142 46H140V47H142ZM147 46V45H146ZM154 46V45H153ZM158 46V45H157ZM162 47H163V44L161 45ZM175 46H177V45H175ZM179 46V45H178ZM11 47V46H10ZM13 47V46H12ZM28 47H26L25 49L27 50V48ZM35 47V50L37 49ZM71 47V46H70ZM68 45H67V48H70ZM72 47H71V50H72ZM79 47V46H78ZM92 47V46H91ZM161 47V48H162ZM170 47V46H169ZM16 48V47H15ZM34 48V47H33ZM59 48V47H58ZM85 48V47H84ZM107 49V50H109V51H106V50H102L103 52L105 51V54H106V52H107V55H109L108 54V52H110V49ZM128 48V47H127ZM137 48V47H136ZM135 48V49H136ZM167 48V47H166ZM177 48V47H176ZM5 49V47L3 48V50ZM8 49H10V48H8ZM14 49V48H13ZM18 49V48H17ZM24 49V48H23ZM24 49V50H25ZM38 49V50H39ZM57 49V48H56ZM76 49V48H75ZM97 49V48H96ZM170 49H172V48H170ZM177 49H179V48H177ZM6 50V49H5ZM24 50H22V46H21V48H20V51H23L24 52ZM25 50V51H26ZM34 50V49H33ZM50 50V49H49ZM63 50V49H62ZM70 50V49H69ZM82 50H85V49H82ZM87 50H89L90 51V49H87ZM86 50V51H87ZM131 50V49H130ZM142 50V49H141ZM144 50V49H143ZM152 50V49H151ZM154 50H155V48H154ZM161 50V49H160ZM167 50V49H166ZM165 50V52H167ZM18 51V50H17ZM20 51H18V52H20ZM28 51V50H27ZM58 51V50H57ZM59 51H60V49H59ZM73 51H75L74 49H73ZM78 51V52H77ZM86 51H85V53H86ZM88 51V52H89ZM133 51V50H132ZM140 51V49L138 50V52ZM162 51V50H161ZM164 51V50H163ZM173 51V50H172ZM2 52V51H1ZM14 52H15V50H14ZM41 52V51H40ZM50 52V54L53 56V54H55L54 52H53V54L51 53L52 51H49ZM48 52V53H49ZM56 52V51H55ZM63 52H65L64 50H63ZM71 51H69V53H70ZM87 52V53H88ZM93 52H91V53H93ZM119 52L121 53V54H119ZM159 52L160 51H158L157 53H158V56L157 57H159L160 55H159ZM169 52V51H168ZM5 53V55H6V57L7 56H9L10 58L9 59H11L12 61L14 60H16L17 61V58H18V56H17V53L15 54V53H11V54H9V55H7L6 53L7 52H4ZM4 53H1V54H4ZM10 53V52H9ZM26 53V52H25ZM24 53V54H25ZM37 53V52H36ZM45 53V54H46ZM48 53H47V55H48ZM62 53V52H61ZM99 53V52H98ZM135 53V52H134ZM152 53V52H151ZM161 53V52H160ZM164 53V52H163ZM22 54V53H21ZM24 54H22V55H24ZM41 54H43V53H41ZM40 54V55H41ZM49 54V55H50ZM63 54V53H62ZM65 54L66 55H68V53H66L65 52ZM95 53H93V55H94ZM135 54H137V53H135ZM135 54H133L134 56H135ZM139 55H141L142 53H141V51L138 53ZM137 54V55H138ZM153 54H154V52H153ZM155 54H156V52H155ZM155 54H154V56H155ZM168 54V53H167ZM27 55V54H26ZM48 55V56H49ZM60 55V54H59ZM59 55H54L55 57H57L58 58V56ZM76 55V56H77ZM147 55V54H146ZM152 55V54H151ZM185 55H187L188 57H189V59H188V61L187 62H185V60H184V57H185ZM4 56V55H3ZM25 56V55H24ZM24 56H22V57H24ZM31 56V53H30V55H29V57ZM133 56V57H134ZM145 56V55H144ZM144 56H142V57H144ZM21 57V59H23V61H24V58H22ZM26 57V56H25ZM42 57H44V55L42 56ZM42 57H39L38 56V58L39 59H36V61H40V60H42ZM66 57V56H65ZM136 57V56H135ZM140 57V56H139ZM148 56H146L145 58H147ZM165 57H167V56H165ZM0 58H1V56H0ZM32 58V57H31ZM46 58V57H45ZM45 58L43 59L44 61H47V60H45ZM137 58L138 57H136V60H137ZM141 58V57H140ZM144 58V59H145ZM164 58V57H163ZM34 59V58H33ZM48 59V58H47ZM128 59H126V60H128ZM139 59V58H138ZM193 59H195V63H193ZM11 60H10V62H11ZM52 60V59H51ZM135 60V61H136ZM140 60V59H139ZM142 60V59H141ZM157 60L158 61H160L161 62V64H159V65H157ZM2 61V60H1ZM25 61H27V58L25 59ZM112 61H117V63H115V64H112L111 62ZM135 61H133V62H135ZM3 62V61H2ZM2 62H0L1 64H2ZM9 62V63H10ZM29 62H30V60H29ZM54 62H55V60H54ZM57 62V61H56ZM55 62V63H56ZM212 62V61H211ZM4 63V62H3ZM6 63V62H5ZM8 63V62H7ZM21 63V62H20ZM215 63H213V64H215ZM12 64H15V63H12ZM11 64V65H12ZM22 64V63H21ZM57 64V63H56ZM58 64H59V62H58ZM58 64H57V66H58ZM211 65H212V63H210ZM10 65V66H11ZM40 64H38V66H39ZM111 65V66H110ZM2 66H4L3 64H2ZM5 66H9V64L8 65H6L5 64ZM76 66V65H75ZM133 66H135V68L133 67ZM143 66H144V68H143ZM147 66V67H146ZM25 68H26V65L24 66ZM29 67V66H28ZM31 67V66H30ZM29 67V68H30ZM40 67V66H39ZM51 67V65L49 66V68ZM53 67H55V66H53ZM66 67V68H67ZM102 67H103V69H105L106 71H101V69H102ZM210 67V66H209ZM212 67H214V65L213 66H211V68ZM13 68V67H12ZM23 68V67H22ZM28 68V69H29ZM34 68V67H33ZM45 68V67H44ZM47 68H48V66H47ZM58 68V67H57ZM3 69V68H2ZM18 69V68H17ZM32 68H30L28 71H30ZM35 69H36V67H35ZM33 70V72H36L37 73V71L36 70H38V69H36V70ZM46 69V68H45ZM52 69V68H51ZM13 70H16V69H13ZM47 70V69H46ZM54 70H56V69H54ZM2 71V70H1ZM39 71H41V70H39ZM61 71V70H60ZM14 72V71H13ZM32 71H30V73H31ZM45 71H43V73H44ZM70 72H72L73 73V71H70ZM212 72H213V70H212ZM10 73V72H9ZM20 73V72H19ZM25 73H26V71H25ZM35 73V74H36ZM42 73V72H41ZM72 73H71V75H72ZM75 73V72H74ZM15 74H17L18 75V73H16L15 72ZM34 74V75H35ZM46 74V73H45ZM65 74V73H64ZM212 74V73H211ZM27 75V74H26ZM185 75L187 76L188 75V73L187 72H185ZM19 76H20V74H19ZM19 76H17V78L18 79H20V77ZM47 76V75H46ZM14 77V76H13ZM16 77V76H15ZM67 77V79H70V78H68V76H66ZM70 77V76H69ZM2 79H3V77H2ZM15 79V78H14ZM38 79H40L41 80V78L39 77ZM42 79H44V78H42ZM185 79V76H180L179 77V79L177 80V79H173V81H172V83L175 85V88H174V90H179V88H180V82L181 81H183ZM32 80V79H31ZM33 80L34 81H36L37 80V77H36V79H34L33 78ZM54 80V79H53ZM73 80V79H72ZM1 81V80H0ZM26 81V80H25ZM7 82H9V81H7ZM29 83V81H26V83ZM31 82V81H30ZM38 82V81H37ZM48 82V81H47ZM53 82V81H52ZM63 81L61 80V83H62ZM27 83V84H28ZM32 83V82H31ZM51 83V82H50ZM50 83H46L45 82V84H50ZM84 83V82H83ZM82 83V84H83ZM1 85H4V84H2V83H0ZM8 83H6V86L8 87V85H7ZM64 84V83H63ZM62 84V85H63ZM66 84V83H65ZM36 85L37 84H35V86L34 87H36ZM38 85H40V83L38 84ZM42 85V84H41ZM56 85H58V84H55L54 86H56ZM5 86V85H4ZM4 86H2V87H4ZM30 86V85H29ZM43 86V85H42ZM51 88H52V86L51 85H49ZM48 86V87H49ZM59 86V85H58ZM57 86V87H58ZM31 87V86H30ZM44 87V86H43ZM63 87H65V85H63ZM62 87V88H63ZM168 87V85L166 84L165 85V88H167ZM10 89H11V87H9ZM33 88V87H32ZM55 88V87H54ZM69 88V87H68ZM9 89V90H10ZM25 89H28V88H26L25 87ZM37 89V88H36ZM45 89V88H44ZM57 89H60L59 87L57 88ZM56 89V90H57ZM12 90V89H11ZM14 90L16 91L17 90V87H16V89H14L13 88V92H14ZM38 90V89H37ZM55 90V91H56ZM65 90H67L66 88H65ZM64 90V91H65ZM97 90V89H96ZM17 91H19V89L17 90ZM23 91V90H22ZM39 91V90H38ZM46 91V90H45ZM54 91V92H55ZM61 91H62V89H61ZM61 91H60V94H61ZM68 91V90H67ZM90 91V90H89ZM9 92V91H8ZM20 92V91H19ZM47 92V91H46ZM46 92H44V93H46ZM57 92V91H56ZM16 94L18 93V92H15ZM14 93V94H15ZM24 93V92H23ZM85 93H87V91L85 92ZM10 94L12 95L13 93L12 92H10ZM10 94H6L7 96L8 95H10ZM19 94V93H18ZM46 94H48V93H46ZM55 94V93H54ZM59 94V95H60ZM63 94V93H62ZM21 95V94H20ZM168 95L169 96H171L172 95V93H168ZM48 96L50 97V95L48 94ZM12 97H13V95H12ZM15 97V96H14ZM13 97V98H14ZM22 97H24V95H22L21 96V101H23L24 99H22ZM32 97V96H31ZM48 97V98H49ZM62 97V96H61ZM65 97V96H64ZM10 98V97H9ZM24 98H27V97H24ZM53 98V97H52ZM67 98V97H66ZM66 98H64V99H66ZM30 98L28 97V99L27 100H29ZM161 99H164L163 97H161ZM19 101H20V98L18 99ZM32 100V99H31ZM35 100V99H34ZM25 102H27L26 100H24ZM24 101H23V105L25 104L24 103ZM15 102V101H14ZM31 103V102H30ZM28 104L29 106L31 105V104ZM60 103V102H59ZM65 103V102H64ZM26 105V104H25ZM24 105V106H25ZM51 105V104H50ZM93 105V104H92ZM46 106H48L47 104H46ZM67 106V105H66ZM85 106V105H84ZM93 106H95V104L93 105ZM98 106V105H97ZM96 106V107H97ZM52 107V106H51ZM42 108V107H41ZM65 108V107H64ZM71 108V107H70ZM93 108H95V107H93ZM38 109H40V108H38ZM52 109V108H51ZM69 109V108H68ZM97 109V108H96ZM70 110V109H69ZM82 110V109H81ZM42 111V110H41ZM46 111V110H45ZM106 111V110H105ZM73 112V111H72ZM56 113V112H55ZM70 113V112H69ZM106 113V112H105ZM56 114H58V113H56ZM115 115V114H114ZM114 115H112V116H114ZM11 117H12V115H11ZM10 117V118H11ZM116 117V116H115ZM114 117V118H115ZM9 118V116H7L6 115V113H4L3 111H1L0 112V170H1V174L2 175H4L7 179H8V181H10V182H13V183H16V184H18L17 182H19L20 183V185L22 184V183H25L24 185L22 184V188L23 189H27V191H34V192H39L41 189H43L44 191H45V194H46V197H48V200L49 201H51V203H50V207H56V208H58L59 207V204H58V202L60 201L59 199L61 198V199H63L61 196H60V198L58 197V195H61V192L58 194V192H59V188L61 189V187H62V189H64L65 191H68L69 192V194H70V192L72 191V190H75V192H74V194L73 195H70V196H68V202L65 204V206H63V208H61V210H60V215H64L65 217H67L69 214H70V209H71V207L72 206H74V205H78V204H92L93 206H95V205H98L99 207V209H97V210H100V211H103V213L102 214H106V215H108L107 216V219L108 220H111L110 221V225H112V228L114 229V230H122V229H126V227H127V225L129 226V229H131L132 227H135V228H138V227H140L141 228V230L138 232V235L137 236H141V237H144L146 240H147V243H148V245L150 246V249H152L154 246H155V241H154V237L157 235V229H156V226L157 225H159L160 226V229L162 230V229H164V227H163V225L164 226H166L165 228H166V232H162V231H160V233H159V237H160V242L162 241L161 240V237L163 236V235H165L167 238H170V236H169V233H170V231H171V225L170 224H168V221H169V219H171V217H170V215H169V213H170V211H171V209H168V208H165V209H163V212L161 211V209L160 208H153V209H151V210H149L147 207H141L140 206V203H137V201H139V202H142V203H144L145 205H147L149 202H155L154 200L152 201H150V200H145V199H140L134 192H131L130 190H129V188H126V187H124L123 186V184L120 182V180L117 178L118 176L117 175H115V174H111V171L110 170H107L106 172H104L102 175H97L96 174V170L95 169H89V168H87L86 166H85V164L84 165H74V158H76V157H78V155H79V153L82 151H79V152H75V150H69L68 148H67V145H69V144H73L74 142H70L69 144L68 143H64L62 140H57L53 145L52 144H45L44 142H43V144L41 143L42 142V137H44V136H46V135H48V134H52V132H51V130L50 131H47L46 129H42V130H38V128H35V129H33V132H34V135H39V137L37 138V140L35 141L36 143H38V144H42V146L44 145V149H43V152L41 153H39V149L38 150H31V151H29L28 150V152H30V154H28V156H26V157H22L21 158V154L19 153V152H17L16 151V149H17V145H18V143L20 142V139L22 138V132L24 131V130H26L27 128H26V124L23 122V121H19L18 119H14L15 120V122H13L12 123V121H11V119ZM13 118V117H12ZM102 118V117H101ZM118 118V117H117ZM103 119V118H102ZM17 120V121H16ZM50 120V119H49ZM87 120V119H86ZM97 120H100V119H97ZM105 120V119H104ZM110 120H112V117L110 118ZM118 120H120L121 122H126V120H125V117L124 116H120L119 118H118ZM71 123V122H70ZM115 124V123H114ZM113 124V125H114ZM126 124H127V126H126V128H127V130H126V136H125V146H126V150H127V155H129V156H131V158H134V160H140L139 161V166H140V168L141 169H143V171H144V174H145V177L147 178V180L148 181H151V182H153L154 183V185L155 186H157V188L158 189H162L163 187H164V185L165 184H172V185H174V186H178V182H179V179H182V178H177V177H174V178H169V176L167 175V174H164V175H162L161 174V171H160V168L157 166V165H152L151 167H153V168H156V173H155V176H152V173H151V168L150 169H148L147 171L144 169V166H143V158L140 156V151H139V142H137V145H136V149L134 150L132 147H131V139L129 138V136H128V128L130 127V125L126 122ZM51 125V124H50ZM103 126H104V124H103ZM108 127V126H107ZM12 128H14V130L12 131V132H10V129H12ZM5 129H7V131H5ZM100 129V128H99ZM109 129V128H108ZM91 130V129H90ZM93 130V129H92ZM28 131H30V130H28ZM31 131H32V129H31ZM88 131H89V129H88ZM87 131V132H88ZM83 132V131H82ZM91 132V131H90ZM9 133H11V135L12 134H15V136H16V139L14 140V141H12L11 143H9L8 141H7V143H5V138H6V136L9 134ZM86 134V133H85ZM32 135L33 134H30L29 136L30 137H32ZM87 135H89V134H87ZM104 135H105V133H104ZM107 135V134H106ZM29 137V138H30ZM95 137H97V136H95ZM97 139V138H96ZM168 139V137H165V140H167ZM175 138L173 137V140H174ZM77 140V139H76ZM79 140H82V139H79ZM100 140V139H99ZM83 142H84V139L82 140ZM28 143H29V141H27ZM27 142H25V143H27ZM30 142H31V140H30ZM32 142H34V141H32ZM31 142V143H32ZM67 142V141H66ZM24 143V144H25ZM116 143H118V142H116ZM83 144V143H82ZM34 145V144H33ZM29 146H30V144H29ZM29 146H27V147H29ZM32 146V145H31ZM42 146L41 147H39L40 149L42 148ZM174 147V150H176V151H179V149H175V146H173ZM28 149V148H27ZM65 150H68V151H70V152H65ZM112 150V149H111ZM14 152H17L19 155H17V154H15ZM98 152V151H97ZM111 153V152H110ZM85 154V153H84ZM119 154V153H118ZM33 155V157L31 158V156ZM166 155V157H168L167 159H165L164 160V163H163V165H162V167L165 169V170H167V169H169L170 167H172V166H174L175 165V162H176V158L175 157H173L172 156V153L171 152H169V153H166L165 154ZM73 156V157H72ZM114 160V159H113ZM135 162V161H134ZM138 163V162H137ZM253 179H255V177H253ZM32 184H34L35 186L34 187H31L32 186ZM169 186V185H168ZM82 189H84V190H86L88 193L87 194H85V195H81L80 194V192L82 193L83 192V190ZM10 190H12V189H10ZM221 192L223 193V195L225 196V198L226 199H229V200H232V199H235V200H239V198H240V196L242 195V193H240V192H235V191H232L230 194L228 193V192H223V190L221 189ZM255 192L258 194L259 193V188L257 187L256 189H255ZM4 194H6L5 192H3ZM11 193V192H10ZM86 193V192H85ZM17 194V193H16ZM33 194V193H32ZM249 195L251 196L252 195V193H249ZM12 196V195H11ZM9 197V196H8ZM25 198H27V197H25ZM8 199V198H7ZM26 200V199H25ZM29 200V199H28ZM23 202V201H22ZM43 201H41V200H39V201H33V200H31V203H33L34 205H39V204H41ZM28 203H30V201H28ZM30 203V205H31V207H30V213H31V210H32V205L33 204H31ZM68 204V205H67ZM1 205V204H0ZM33 205V206H34ZM131 205H135L134 206V208H131L130 206ZM135 209H137L136 211H135ZM155 210H157L158 211V214L156 215V214H154V211ZM181 211H183V208H181ZM215 211V209H213V208H211V207H209L208 209H207V215H209V217H210V220H209V223H208V227H210V228H214L215 230H218L220 233H221V229H227L230 225H231V216L229 215L228 217H226V218H220V217H212V213ZM174 214V213H173ZM37 216L35 215V213H32V215H31V218H36ZM6 218V216H3V217H1L0 218V223L2 222V220H4ZM83 219V218H82ZM180 219V217H177V220H179ZM184 219H185V221H189L191 218L190 217H184ZM80 220V219H79ZM79 220H78V223H79ZM161 220V222H159ZM70 222H71V220H67V221H65L64 222V224L66 223V228H70V227H76V225H74L75 224V221H73V223H72V226H70L69 224H70ZM96 222V221H95ZM126 222H128L126 225H125V223ZM3 223V222H2ZM77 223V224H78ZM84 223V222H83ZM173 223H176V221H173ZM80 224H82L81 222H80ZM94 224V223H93ZM104 224V223H103ZM74 225V226H73ZM124 225V226H123ZM134 225H138V226H134ZM79 226H81L82 227V225H79ZM78 226V227H79ZM105 226H106V224H105ZM108 226V225H107ZM87 227H90V225L89 226H87ZM87 227H85L86 229H80L79 228V231L81 230V231H86V233H83V235H79V238H81L82 239V241H83V244H88V242L90 241V240H97V241H99L100 239H101V237H102V234H99L98 233V231H96V230H94V232L92 233V232H90L91 231V229L90 228H87ZM207 227V228H208ZM104 228V227H103ZM128 228V227H127ZM78 229V228H77ZM87 229H89L88 231H87ZM128 229V230H129ZM70 230H72V229H69V231ZM108 230V229H107ZM127 230V229H126ZM127 230V231H128ZM72 232H73V230H72ZM71 232V233H72ZM209 233V232H208ZM133 234V233H132ZM135 235V236H136ZM49 237V236H48ZM166 237H165V239H166ZM140 238V237H139ZM163 239V238H162ZM167 240V239H166ZM45 241V240H44ZM42 242V241H41ZM81 242V241H80ZM162 243V242H161ZM57 245H59L58 243H56ZM47 245V244H46ZM52 245H54V243L52 244ZM112 245V244H111ZM111 245H108V241H105L104 242V245H103V247H104V249H105V252L106 253H109V252H107L108 250H106L107 248H109V246H110V249H111ZM39 246V245H38ZM42 247V246H41ZM45 247H47V246H45ZM38 248H40V247H38ZM49 248H47L46 250H48ZM114 249V248H113ZM37 250V249H36ZM45 250V249H44ZM46 250H45V255H44V258L46 259L47 257H46V255H48V253H46ZM34 252H35V250H34ZM112 252V251H111ZM128 252V251H127ZM209 252V251H208ZM114 253H116L115 251H114ZM113 253V254H114ZM118 253V252H117ZM52 254H54L55 256L53 257L54 258V260H55V257H60L61 256V254H62V252L60 251L59 253L56 251V253L55 252H53ZM108 255V254H107ZM111 255V254H110ZM49 257V256H48ZM51 257V256H50ZM32 258V257H31ZM53 258H52V260H49V261H53ZM47 259H50V258H47ZM56 259H58V258H56ZM36 261V260H35Z\"/></svg>", "mask_w": 264, "mask_h": 264}]
</instances>
